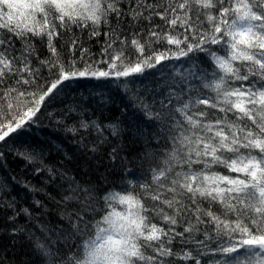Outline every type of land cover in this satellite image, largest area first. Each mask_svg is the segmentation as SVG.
I'll return each mask as SVG.
<instances>
[{
  "label": "snow or ice",
  "instance_id": "1",
  "mask_svg": "<svg viewBox=\"0 0 264 264\" xmlns=\"http://www.w3.org/2000/svg\"><path fill=\"white\" fill-rule=\"evenodd\" d=\"M0 32V86L15 79L36 88H5V97L13 92L32 97L33 107L12 117L14 124H0V142L33 120L40 111L37 97L43 102L68 80L142 75L173 53L178 59L206 51V45L224 47L226 57L215 60L223 74L215 97L180 102L183 131L173 137L167 167L158 164L152 181L139 185L142 191L118 197L126 211L105 216L107 227L98 224L95 239L69 264H177V253L190 258L183 249L200 225L215 233L209 238H218L229 264H264V0H0ZM81 33L89 40L105 37L96 40L101 45L96 59ZM9 37L24 42L19 57L7 51ZM54 37L68 39L70 55L58 49ZM33 38L51 53L38 66L29 65ZM25 73L30 78L21 79ZM213 166L233 175L211 171ZM84 195L91 198L88 189ZM77 219L76 231H88L90 225ZM183 224L191 226L178 230ZM177 243L183 246L176 248ZM252 249L259 251H247Z\"/></svg>",
  "mask_w": 264,
  "mask_h": 264
},
{
  "label": "trees",
  "instance_id": "2",
  "mask_svg": "<svg viewBox=\"0 0 264 264\" xmlns=\"http://www.w3.org/2000/svg\"><path fill=\"white\" fill-rule=\"evenodd\" d=\"M156 22L163 23L158 18ZM81 37L96 59L101 48L96 40L103 41V34L91 40L85 33ZM23 43L11 40L7 51L19 57ZM33 43L35 53L29 65L38 66L39 60L51 53L38 38H33ZM53 43L65 56L70 55L67 38L54 37ZM205 47L206 51H193L178 59L173 53V58L142 75L71 79L43 102L37 97L35 106L40 111L33 120L0 142V264H69L95 239L98 224L107 227L102 224L105 216L126 211L118 197L142 191L139 185L152 181L160 170L158 164L167 167L175 147L173 137L178 139L177 130L183 131L180 102L216 95L214 85L223 74L215 60L226 57V51L221 45ZM41 71L48 74L47 69ZM23 78L30 77L25 73ZM12 86L19 91L36 90L35 85L18 84L15 79L0 86V124H14L12 117L19 118L21 110L33 107L32 97H20L17 92L5 97V88ZM82 123L86 126L81 127ZM211 171L233 175L219 166ZM85 189L91 198L84 195ZM66 196L70 199H64ZM113 197L117 199H110ZM89 199L86 209L85 200ZM77 217L90 225L88 231H76ZM190 226L183 224L178 230ZM205 227L194 229L183 249L190 258L181 259L183 253H177V264H229L231 257L219 250L218 238H209L214 232L202 231ZM196 238L203 243H194ZM182 246L175 244L176 248ZM260 255L264 257V253Z\"/></svg>",
  "mask_w": 264,
  "mask_h": 264
}]
</instances>
